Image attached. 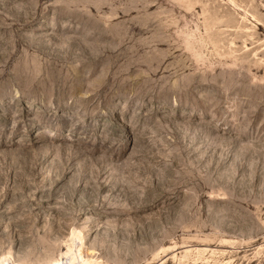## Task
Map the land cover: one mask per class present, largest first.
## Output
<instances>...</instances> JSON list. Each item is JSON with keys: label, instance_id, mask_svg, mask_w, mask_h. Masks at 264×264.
<instances>
[{"label": "rangeland", "instance_id": "374dc122", "mask_svg": "<svg viewBox=\"0 0 264 264\" xmlns=\"http://www.w3.org/2000/svg\"><path fill=\"white\" fill-rule=\"evenodd\" d=\"M2 263L264 264V0H0Z\"/></svg>", "mask_w": 264, "mask_h": 264}, {"label": "bare ground", "instance_id": "6f19581e", "mask_svg": "<svg viewBox=\"0 0 264 264\" xmlns=\"http://www.w3.org/2000/svg\"><path fill=\"white\" fill-rule=\"evenodd\" d=\"M80 241V240H79ZM81 252V251H80ZM2 264H4V263H2Z\"/></svg>", "mask_w": 264, "mask_h": 264}]
</instances>
